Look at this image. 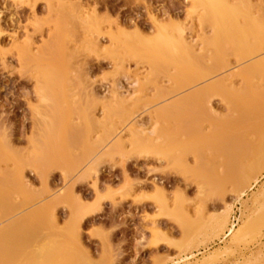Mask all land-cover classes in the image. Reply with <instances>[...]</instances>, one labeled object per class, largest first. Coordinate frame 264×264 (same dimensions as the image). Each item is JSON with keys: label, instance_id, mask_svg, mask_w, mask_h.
<instances>
[{"label": "rangeland", "instance_id": "1", "mask_svg": "<svg viewBox=\"0 0 264 264\" xmlns=\"http://www.w3.org/2000/svg\"><path fill=\"white\" fill-rule=\"evenodd\" d=\"M240 1L251 5L256 15L264 14V0ZM194 7L192 0H0V172L15 180L8 177L10 185L2 177L0 183L8 188L15 183L10 192L17 204L13 214H24L21 226H15L20 239L11 243L10 256L1 264H264V170L254 174L250 185L240 180L259 146H264V96L259 95L263 83L256 85L263 87L259 94L258 89L240 92H247L246 99L241 101L242 95L237 99L242 103L234 101L235 112L220 91L208 94L216 109L213 119L198 113L199 106H208L207 100L189 99L188 90L201 81L190 83L192 74L198 73L195 67L184 73L173 65L167 68L158 51L150 57L157 19L165 33L181 26L185 35L199 41L209 27L201 26V10ZM30 57L41 59L29 63ZM229 57L230 67L237 65L235 55ZM42 70L62 81L50 87L57 94L50 90V103L40 96ZM233 86L244 87L242 77L236 76ZM173 89L185 92L169 94ZM126 90L134 93L121 101L119 96ZM187 92L185 99L182 95ZM246 100L257 106L251 104L254 113L242 121L236 116ZM168 103L177 104L176 109L167 112ZM49 106L55 107L57 125L52 140L61 151L53 156L46 148L42 152L47 156L35 160L31 141L44 130L45 126L37 128ZM107 106L117 113L109 116ZM133 116L145 127L156 122L155 142L145 132L134 144L133 136L123 129L120 146L97 158L89 171L80 170L86 161L68 167L84 151V132L93 140L108 141ZM99 122L109 129L113 124V131L105 132ZM53 195L58 199L38 210L39 201L46 197L49 202ZM227 211L223 233L214 236L216 222ZM16 229L8 227L9 232ZM236 229L238 238L232 240ZM37 245L40 251L45 248L48 257L31 263L35 258L29 256Z\"/></svg>", "mask_w": 264, "mask_h": 264}, {"label": "bare ground", "instance_id": "2", "mask_svg": "<svg viewBox=\"0 0 264 264\" xmlns=\"http://www.w3.org/2000/svg\"><path fill=\"white\" fill-rule=\"evenodd\" d=\"M192 3L194 4L195 7H198L199 10H201L200 11V15L198 16V19H199V21L201 23V26L204 25L203 27H206V26L209 27V28H207L206 30L203 31L204 34L201 35L202 37L200 36L201 38L200 37L198 38L199 41L197 39L193 38L194 36H192V35L191 36L185 35V32H184L185 31L184 30L185 27L183 28L181 26L174 28L173 29L174 31H172L170 33L169 32H166L165 33L164 27H163L162 23L158 22L159 20L157 19V21L155 22L156 25H157V34L155 35V39H154L155 41H153L152 43H150V47H152V49L151 48L150 49L152 51H153V49H155V50L153 52L151 51L152 55H150V57L153 58L154 57V54H155V51H158V53H160V55H162L164 57L165 62H167V68H172L171 65H173L178 70L184 71L186 69V72L189 71V73H191L190 72V69H189V68H191V65L196 68V70H197L198 73L196 72L197 75L195 77H194V74H192L193 76L192 75L189 76L188 73H187V75L189 76V78L191 76L193 77V78H191V81L192 82H190V83L192 84L193 82H195L194 80H198V81L201 80V81L200 82L196 81L198 83L195 84L194 86L190 87V89L188 90L190 92L189 93V99L191 97V101H193L196 98H202L203 97V99L201 101H203L204 99H205L204 103L206 102V100L208 101L207 102L208 103V106H205L206 104L205 105H202V106H199V107H201L200 108V111H202V112H200V111L198 112L197 111L198 113H205V114L207 113V115L209 114V115L212 116L213 112H215L216 109L213 107L212 103L209 102V96L210 95L208 96V94H211V93L214 94L215 92H218V91L221 92L220 93L221 98H224L225 99L228 107L232 110V112H235V111H233V107H236L238 105L235 104L234 101L237 100L238 98L240 99V97L242 98L244 96H245V98H242L241 101H243V100L246 99V95H244V94L247 93V92H244L243 94H241L240 92H242V90L243 91L244 90L248 91V89H249V92L248 93H250V91H252L251 93H253V91H255L256 89H258V94H259L260 91L262 90L261 88L264 87V14H262V13L259 14L260 12H257L258 14L256 15L255 13H253L252 10H254V9H252V6L251 5H247V4L246 5H243L244 2H241L240 0H236L234 2H232L231 0L230 1L229 0H192ZM112 40L113 41H116L115 39H112ZM142 40L144 41V39H142ZM142 40L141 41L139 40V41L142 42ZM113 43H115V42H113ZM131 45H133V44H131ZM133 47H134V45H133ZM209 52H210V54H208V55H210V56H206L207 53H209ZM23 53H25V52L23 51ZM145 54H146V52H145ZM229 54H234L235 55L237 65H235L233 67H230L231 66V61L229 59L230 58L229 57ZM155 55H157V53ZM148 56H149V54H148ZM32 59H34L36 61V60H39L41 58L37 57V59H36L34 57H30V60L31 61H29V63L32 62ZM49 59H51V58H49ZM152 61H153V59H152ZM160 61L159 62L156 61V62L157 63H160ZM49 62H50V60H49ZM153 64H151V65H153ZM162 64L164 65L165 63L163 62ZM154 65H156V63ZM49 66L51 67V65H49ZM40 67L42 68V66H40ZM52 67H53V65H52ZM236 68H239V69L238 70H235ZM187 69H189V70H187ZM50 70L54 71L55 69H50ZM46 71L42 70V72H40V73H42V74H40L41 75V78H42V81H41V78H40V82H42V84H40L41 85V87H40L41 88V90H40V92H41L40 94L41 95L40 96H41V100L43 102H48V100L52 99L51 96H48L51 93L50 90L53 89V88H50V87L54 86V82L56 80H58V81L61 80L60 78L59 79L58 78L55 79V76L53 75V73H51L50 71H48V73H47ZM169 71H167V72H169ZM56 73H54V74H56ZM184 73H185V71H184ZM62 74H61V76H63ZM173 75L174 74H172V76ZM187 75L186 76L182 75L184 78L181 77V75H179L183 79H185V77H187L186 79H188V80H186V85L189 82V78H188ZM51 76L53 77V79H52ZM236 76L237 77L238 76L242 77L243 82H244L245 89H244L243 86H240L241 89H239L240 87L239 88H236V87L233 86V80H234V78ZM56 77H58V76H56ZM167 79L169 81L170 80V77L167 78ZM178 80H180V79H178ZM259 80H261V81H259ZM58 81H56V82H58ZM61 82H58V85ZM136 82H137V79H134L132 81V83H134V84ZM175 82H176V80H175ZM181 82L184 83L183 81H181ZM258 82H259V84H258ZM260 82L263 83V84H261ZM176 83L178 84V82H176ZM260 84L263 85V87L261 86V88L259 89L258 87L260 86ZM178 85H180V84H178ZM176 86L177 85H175V88H176ZM177 87L179 89V86H177ZM263 90H264V88H263ZM48 91H49V93H48ZM52 92L54 94L51 93V95H57V94H55L56 92H54V89H53ZM173 92L175 93L176 92V89L175 90L174 89L173 90H170V92H168V93L169 94H171V93L174 94ZM183 92H185V91H181L180 93H175V96H177V95H179V94H181ZM133 93L134 92H131L129 90H126L125 94H122L121 96H119V99H121V101H124L125 99H129L132 96ZM255 93H257V91L254 92V94ZM263 93H264V91H261V93L259 95L261 96V94H262L264 96ZM218 94H219V92H218ZM254 94H251V95H254ZM184 95H187V96H183L182 95L183 98H185V99L188 98V92H187V94L185 93ZM242 95H244V96H242ZM192 98H194V99L192 100ZM261 98H262V96H261ZM185 99H183V100H185ZM54 100H55V97H54ZM167 100H169V99H167ZM263 100L264 99H261V101H263ZM238 101L239 100H237V102ZM241 101H239V102H241ZM249 101L250 102H253L250 99H249ZM243 102H245V101H243ZM250 102H248V100H246V103H244L245 106L243 104V106H244L243 109L244 110H241L240 113L237 112V115L238 116H236V118L241 116V118L243 117L244 120L246 121L249 118L248 115L251 116V113L252 112L254 113V111H255L254 109H256V108H254L253 105L255 103H250ZM48 103H50V102H48ZM195 103H196V101H195ZM204 103H202V104H204ZM262 103H264V102H262ZM251 104H253V105H251ZM239 105H242V104L239 103ZM176 106H177V104L175 105V104H172V103H168L167 104V112L168 111L170 112L172 109H176L175 108ZM254 106H257V103ZM49 107H50V109L47 110V112L49 114L46 112L47 114H45V116H43L44 114L41 116V118H43V120L41 119V121L42 122L45 121V122H43V123L41 122L40 125H39L41 127H38L37 128V129H39V128H42L43 126H45L44 130L42 128V130H40V131H42V133L39 130H38L39 133H35L36 135L37 134L39 135L41 133L40 134L41 137L38 138V135L37 136L35 135V137L37 138V140L33 138V141H31L32 151L35 153V156L37 155V158H35V160L38 159L39 156L41 157V158L39 157V159L40 160L41 159L43 160L45 158V156H47V152L49 151L48 149H50V152H48V153H51L52 152L51 154L53 156L56 155V154H58L61 151L60 150L61 147L58 145V147H59L58 148L57 147V143H55L52 140L55 137V135H54L55 134V131H53V129L57 125H55L56 122L53 121V118L55 117V114H54L55 113V109H54L55 107L54 108H52V106H49ZM183 107L185 108V106H183ZM252 107H253V111H252ZM112 108L113 107H111V106L109 108L107 106V108L105 109L108 112V113L107 112L106 113L109 114V116H110V113L112 114V111H111ZM203 109H204V111H203ZM45 110H46V108H45ZM209 111L212 112V113L210 114ZM197 112H195V115H196ZM114 113H117V112H114ZM114 113L112 114V116L114 115ZM245 115H246V117H245ZM230 117H235V116L234 115L233 116L230 115L229 118ZM212 118L215 119L216 117H214V115H213ZM243 118H242V121H243ZM245 118H247V119H245ZM250 118H252V117H250ZM52 122L54 123L53 125H51ZM94 122H95V120H94ZM63 123L65 124V122H63ZM95 124H96V122H95ZM99 124H100V122H99ZM212 124H214V123H212ZM96 125H98V124H96ZM100 125L102 126V124H100ZM105 125L103 123V126L104 127L102 126L103 128L102 127L101 128L104 129L105 132H108L109 133V131L113 128L112 127L113 124H111V129H109L110 127L108 128ZM67 126H69V124H67ZM93 126H94V124H93ZM214 126H216V124H214L213 127ZM86 128H87V126H86ZM155 128H156V122L155 121H150L149 122V125L147 127H145V123L140 122L138 119H136V116H133L130 120L127 121V123L123 126V128L121 130H119L108 141L105 139V137L104 138H102V137H99L98 138L97 137L98 140L97 139L96 140H93V137L94 136L93 137H91V136L89 137V135L87 136L86 132H84L85 133V134H83L84 135V138L87 137L85 140L83 139V141H85L86 144H85V142H82L83 145H84L83 147H85V148H83L84 151L82 150L83 153L81 152L82 154L80 156H77L76 159L73 157V160H71L73 163H69L68 167H71V168L73 167L72 169H74V167H76L75 164L78 161H80L79 162V165L81 163L83 164V162L86 161L81 166L80 170H83L84 169L83 171H85V170H88L89 171V169L91 168V165H93L92 163L97 158H99V157L101 158L103 154H108V152L111 151V149L115 148L114 146L119 145V143H122V142H120L121 141V137H120L119 134H120V132L123 129H126L128 131V134H130L131 136H133V140L135 142L138 141L139 137H141L140 135L143 134V133H145V132L147 134H149V136H152V142H155V141H153V139L154 140L157 139V137L155 136V134H156V129ZM194 128L195 127H193L192 129H190V131L193 130ZM71 129H73V128H71ZM225 130H224V132H226ZM111 131H113V130H111ZM216 131H217V129H216ZM242 131H243V129H242ZM256 131H258V130H256ZM218 132L220 133V131H218ZM191 133H192V131H191ZM227 133L230 134L231 132L229 133V130H228ZM239 133H240V131H239ZM79 134H80L79 136L82 137V135H81L82 133L79 132ZM108 135H106V136H108ZM224 135H225V133H224ZM226 137H227V135H226ZM226 137L225 138L222 137V139H225L227 141ZM261 140H262V138H261ZM2 141H4V140H2ZM140 141H141V139H140ZM149 141H151V140H149ZM228 141L230 142L231 140L229 139ZM56 142H57V140H56ZM131 142H132V140H131ZM138 143L139 142H136L134 144H138ZM224 143H226V142H224ZM221 144H222V142H221ZM261 145H263V144H261ZM119 146H118V148H119ZM106 147H107L108 150L106 149ZM46 148H47V152H44L43 153L42 151H45ZM116 148H117V146H116ZM149 151H151V150H149ZM115 152H117V151H115ZM15 155H17V154H15ZM250 160H251V162H250L249 168H247L248 166L246 165L247 166L246 167L247 170H245V168H244L243 169L244 172L241 174V179L239 177V179L242 181V183H243V180H244V184L246 182V183H248V185H250V183H251L250 180L255 179V175L256 174H260L261 175V173L264 170V146L261 147V148L259 146L258 151L252 156V158ZM37 161H39V160H37ZM177 162H178V160H177ZM70 164H72V165H70ZM178 165H181V164H179V162H178ZM3 171H2V173H3ZM2 173L0 174L1 175L0 176L1 177L0 180L2 179V177H3V180L4 181L6 180L5 182H7L8 179H9L8 181L14 180V179L11 178L12 175L10 176L8 174L9 175L8 176L9 178L7 177L8 178L7 179V178H5L6 177V174H4V173L2 174ZM10 178L12 180H10ZM240 180L237 179L236 182H238ZM24 182H25V180H24ZM254 182H255V180H254ZM2 183H4V182H2ZM2 183H0V186H1ZM12 183L15 184L14 182H12ZM5 184H2V185L4 186ZM8 184L11 185V183H8ZM8 184H6L4 187L2 186L3 188L0 187L3 190V194L2 195L0 194V197H1L0 198V200H1V205H0L1 206L0 207V212H1V214H0V264H1L2 258H4L5 256L6 257L8 256V258H9L10 255L9 254L7 255V253H8V250L10 249V245H12L11 243L14 240H16L18 238V236H20V235H18V233H19L20 230H18L19 228L16 229L15 226H17V225L18 226H21L20 223L23 222L21 220H24V218H22V217H24V214H22L23 211L21 213H18V214L17 213L13 214L14 212H16V208H17L16 205L17 204L13 202V200H12L13 199L12 198L13 197V193L11 194L10 192H13L15 189L13 190L12 187L13 186L16 187V186L12 184V186L9 185V188H8V186H7ZM22 185L25 186V184H22ZM206 185H207V183L205 184V186ZM209 185L210 184L208 183V186ZM248 185L246 184V186H248ZM10 187H11V190H10ZM206 188H207V186H206ZM260 189L261 188H259V190ZM215 190L216 189L214 188V191ZM11 195H12V197H11ZM57 196L58 195H55V196L53 195L52 198L49 199L50 200L49 202L47 201L48 199L46 197L45 198H42L39 201L40 206L38 207V210L39 209L42 210V208L44 206H47L46 204H48V205L50 204L51 205L53 203L52 202L53 200L58 199V198H55ZM28 197H29V195H28ZM160 203H162V202H160ZM14 205H15V207H14ZM37 206H36V208H37ZM162 206L164 207V205H161V207ZM165 208H166V206L164 207V209ZM39 212L41 213V211H39ZM228 217H229V211H227L226 213L224 212L220 216V219L218 220V222H216V224H215V226L213 228V231H212V234L214 236L219 235V233H223V231H224V229L226 227V223L228 221ZM52 219H53V217H52ZM40 220H41V217H40ZM41 221H42V224H43L44 223L43 220H41ZM10 226H11L12 229L15 228L16 230L15 231L13 230L14 232H12V231L9 232V230H11ZM8 227H9V230H8ZM20 229H22V227H20ZM230 229H232V228H230ZM16 231H17V233H16ZM238 232H239V229H236L235 233L231 234L232 235V238H233V239L231 238L232 240H235V239L238 238V235H237ZM20 233H21V231H20ZM23 234H24V232H23ZM23 236H22V238H23ZM24 238H26V237H24ZM18 239H20V237ZM24 240L27 241L26 239H24ZM16 243H18V241ZM40 243H42V242H40ZM39 246H40V244H39ZM226 246L229 247L228 245H226ZM226 246H224V247H226ZM37 248H38V245H37ZM37 248L35 247V249H34L33 252H34V255H36L38 258L36 256H33V252H32L31 253L32 255L29 256V260H31L32 257H33V259L34 258L35 259L33 261H31V263H33L35 261H40V259L47 258L48 257L45 248H42V251H40L41 248H38V249ZM36 250H37V252H36ZM220 250L221 249L211 251L209 254H207V256H204L202 258L203 260L201 259L202 261L201 260L200 261L203 262V261L207 260L208 258H211L214 253H216V252H218ZM223 250H228V249L225 248ZM39 251H40V253H39ZM42 252H43V254H41ZM35 253H38V255L35 254ZM10 254H12V253H10ZM8 258L5 259L6 260L5 263H7V259ZM2 263H4V262H2ZM48 264H50V262Z\"/></svg>", "mask_w": 264, "mask_h": 264}]
</instances>
